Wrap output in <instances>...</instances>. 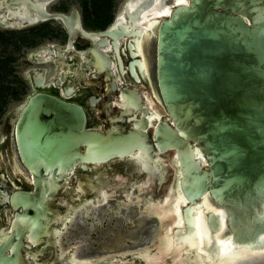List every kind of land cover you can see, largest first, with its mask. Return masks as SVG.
Instances as JSON below:
<instances>
[{
    "label": "flooded vegetation",
    "instance_id": "af4514ba",
    "mask_svg": "<svg viewBox=\"0 0 264 264\" xmlns=\"http://www.w3.org/2000/svg\"><path fill=\"white\" fill-rule=\"evenodd\" d=\"M128 1L116 15L112 0H53L43 9L65 22L35 18L34 11L35 20L20 26L0 19V264H93L100 259L80 257L78 250L87 246L85 231L103 224V208L136 206L147 214L142 205L164 199L169 156L154 136L167 112L157 83L156 37L142 53V34L103 33ZM8 45L13 51L6 54ZM151 92L159 102L150 104ZM51 99L79 107L83 129L102 136L119 128L137 131L145 123L152 151L137 147L105 160L102 146L85 140L82 158L71 164L57 168L38 160L31 166L20 153L18 134L27 147V126L35 122L40 129L42 123L48 140L37 147H53L58 110ZM146 178L153 187L139 193L142 205L131 204L125 197ZM111 189L116 197L105 196Z\"/></svg>",
    "mask_w": 264,
    "mask_h": 264
},
{
    "label": "water",
    "instance_id": "95a60500",
    "mask_svg": "<svg viewBox=\"0 0 264 264\" xmlns=\"http://www.w3.org/2000/svg\"><path fill=\"white\" fill-rule=\"evenodd\" d=\"M50 1L0 0V19L20 26L35 20H30L34 11L35 18L65 22V16L45 12ZM258 1L129 0L103 32L141 35L140 20L157 19V83L167 116L154 138L169 159L175 153L177 165L171 161L167 165V184L178 182L188 202L183 210L186 232L193 228L189 209L207 196L225 212L207 215L211 235L219 231L225 216L233 242L252 247L264 236V24ZM51 103L58 110L59 126L51 132L52 148L37 147L48 140L42 123L40 129L35 122L27 126L28 138L23 141L27 147L18 134L20 153L31 166L38 160L55 162L57 168L71 164L82 158L79 145L85 140L97 141L105 160L137 147L152 151L145 123L137 131L119 128L102 136L83 129L85 118L79 107L53 99ZM60 109L70 119L58 115ZM245 221L251 224L248 231ZM214 242L212 237L211 249Z\"/></svg>",
    "mask_w": 264,
    "mask_h": 264
},
{
    "label": "bare ground",
    "instance_id": "6f19581e",
    "mask_svg": "<svg viewBox=\"0 0 264 264\" xmlns=\"http://www.w3.org/2000/svg\"><path fill=\"white\" fill-rule=\"evenodd\" d=\"M164 1L167 3L170 0ZM144 20H140V24L144 25V28L141 41L138 43L142 53L143 47L147 45L154 35L158 24L156 18L148 21ZM151 95L153 96L154 94L151 92ZM156 99L155 95L153 100L149 99L150 104L158 100ZM170 161L175 162L177 165L174 153L171 155ZM118 181L121 180L118 178ZM150 187H153V180L146 178L133 187L135 192H132V190L130 192L131 196L128 195L125 198L131 204L142 205L138 195ZM104 193L105 196L111 198L115 195L112 189L104 191ZM163 195L164 199L162 201H152L151 204L142 205V210L147 211V214L137 212L133 214L130 206L113 207L108 205L103 208L101 214L103 216L99 221L100 223L104 220L108 221L109 217H122L127 220H133L134 218V221H143V227L146 228V232H142L141 228H139L138 230L141 233L138 232V236H135L130 242L135 244V246L137 244L141 245L142 239L146 240L145 243H150L152 240L153 242L149 248L142 251L115 254L95 260L93 264H251L264 261V236L261 244L256 247L236 245L233 242L231 232H226L225 216L221 219L222 225L219 231L214 236L211 235L207 215L209 213H215L216 215V212L224 214L225 212L207 196H204L193 208L189 209L193 232L188 234L183 217V210L187 207L188 202L182 196L178 182L177 185L171 186L168 183ZM137 221L134 222L135 225H137ZM212 237L215 240L214 250L210 248ZM211 250L212 252H210ZM87 263L90 264L89 262Z\"/></svg>",
    "mask_w": 264,
    "mask_h": 264
},
{
    "label": "rangeland",
    "instance_id": "374dc122",
    "mask_svg": "<svg viewBox=\"0 0 264 264\" xmlns=\"http://www.w3.org/2000/svg\"><path fill=\"white\" fill-rule=\"evenodd\" d=\"M74 5H76L78 2H81V0H73ZM113 5H115V15L121 11V7L127 0H112ZM258 2H261L262 5L258 7L259 10V17H260V23L264 24V0H259ZM7 33V38H14V34ZM14 33V32H13ZM10 51H13V49L10 48V45L7 46L6 54H9ZM130 210L133 214L138 212V209L136 206H130ZM103 216V215H102ZM137 220H127L122 217H114L108 219V221L103 222V224L100 225V227L95 228L94 230H87L85 231L86 237V248L83 250H78V256L86 258V259H100L104 257H109L115 254H123L137 251H142L144 249L149 248L151 243H145L146 240L142 239V243L135 244L131 243V239H133L135 236H138V232H140L138 229L141 228L142 232H146V228L143 227V221H137V225H135L134 222ZM243 221H241L242 223ZM246 224V226H245ZM244 227L245 231L249 230L250 223L249 221H245ZM247 227V228H246ZM245 231L243 234H245ZM193 232V231H192ZM192 232H188V234H191ZM141 233V232H140ZM158 235V233H157ZM213 250L215 249L212 248ZM264 260V259H263ZM261 262V263H260ZM259 263H251V264H264V261H260ZM246 264V263H245Z\"/></svg>",
    "mask_w": 264,
    "mask_h": 264
}]
</instances>
